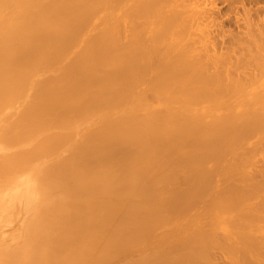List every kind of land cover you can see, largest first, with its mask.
Masks as SVG:
<instances>
[{
  "label": "bare ground",
  "instance_id": "6f19581e",
  "mask_svg": "<svg viewBox=\"0 0 264 264\" xmlns=\"http://www.w3.org/2000/svg\"><path fill=\"white\" fill-rule=\"evenodd\" d=\"M212 1L0 0V112L18 108L0 123V182L30 178L0 206L33 214L20 264H214L215 228L180 236L174 221L203 195L215 227L212 211L255 207L218 238L264 264V0ZM184 17L205 31L185 34Z\"/></svg>",
  "mask_w": 264,
  "mask_h": 264
},
{
  "label": "rangeland",
  "instance_id": "374dc122",
  "mask_svg": "<svg viewBox=\"0 0 264 264\" xmlns=\"http://www.w3.org/2000/svg\"><path fill=\"white\" fill-rule=\"evenodd\" d=\"M208 1H211V0H208ZM214 1V2H213ZM212 2L213 3H215V5L217 4L218 5V3L220 2V0H219V2H218V0H213ZM215 1H217V2H215ZM220 4H222V6H223V3H221L220 2ZM214 4H213V6H215ZM219 6H221V5H218V7ZM103 14L104 13H98V15H99V18L100 17H102L103 16ZM97 18V17H96ZM94 18V22L93 21H90V24H89V28H88V34H86V35H89V33H92V32H95V30H97V28H98V20H99V18ZM198 21H200V20H198ZM97 22V23H96ZM196 22H197V20H196ZM94 23H96V24H94ZM182 23H183V25H181V29H183L184 30V33L185 34H190V33H192V32H197L196 34H195V36L197 35V34H199L198 32H201L200 30L201 29H203L202 31H205V28H204V26L203 25H196L193 21H191L189 18H185L184 17V20L182 21ZM94 24V25H93ZM226 24V23H225ZM97 26V27H93V26ZM198 26V27H197ZM90 27H92V28H90ZM199 28H201V29H199ZM93 30V31H92ZM127 31H125V33H126ZM129 32V31H128ZM127 32V33H128ZM124 33V34H125ZM92 35V34H91ZM122 36H123V34H122ZM125 37H127V36H125ZM124 39V38H123ZM122 39V40H123ZM204 41V40H203ZM203 41H201V42H203ZM200 41H199V43H201ZM208 42V41H207ZM207 42H206V40H205V43L204 44H202V45H207ZM199 43H197V44H199ZM209 43V42H208ZM196 44V45H197ZM201 45V44H200ZM199 45V46H200ZM201 45V46H202ZM68 57H70L69 55L67 56V58ZM66 58V60H68ZM65 59H64V61H66ZM59 67V66H58ZM58 67H57V69H56V67L53 69L52 68V70H46V71H43L42 72V74H37L36 76H37V79H43L44 78V75H43V73L45 74V75H50V74H55L56 75V71L55 70H57V71H59L58 70ZM53 70H54V73H52L53 72ZM60 72V71H59ZM58 74V73H57ZM40 77H39V76ZM47 75V76H48ZM35 76V77H36ZM39 77V78H38ZM27 91V90H26ZM146 91H151V90H146ZM149 93H151V92H149ZM148 93V94H149ZM144 94H145V96L147 95V92L145 93L144 92ZM150 95V94H149ZM151 96H152V93H151ZM147 97V96H146ZM149 98H150V96H148ZM148 98V99H149ZM152 100V104L154 105H156V100L154 101V99H153V97L151 98ZM149 101V100H148ZM155 102V103H154ZM7 103V102H6ZM10 103V104H9ZM149 103H150V101H149ZM8 104H9V106H8V109H7V112L8 113H10V117H6L5 115L6 114H8L7 112L5 113L4 111H2V112H0V123L4 120V117L5 118H7L6 120H7V122H12L13 120L15 121V117H16V115H15V113H16V111L18 110V108H16V106L14 105V104H17L16 102H9L8 101ZM13 104V105H12ZM207 103L205 102H203L202 104H200L199 105V108H200V106H204V105H206ZM195 107H198V106H195ZM11 109V110H10ZM12 109H14V110H12ZM6 110V109H5ZM11 111V112H10ZM13 111V112H12ZM9 115V114H8ZM7 115V116H8ZM15 115V116H14ZM14 118V119H13ZM13 121V122H14ZM5 123V122H4ZM3 124V123H2ZM1 126V125H0ZM6 150V152H12V150H7V149H5ZM259 163V165H261V162H258ZM206 165H207V167L206 168H208V162L206 163ZM182 167H186V166H180V168H179V165H178V169L180 170V169H182V170H180V172L182 173V175H183V170L184 171H186L187 170V168H182ZM179 172V173H180ZM181 173H180V176H181ZM29 173L28 172H25V173H23L22 174V176H20L19 177V180L15 177V176H13V173H8L7 174V178H6V181L4 182H0V192H1V194H10V193H12L13 191H15V190H19V189H22L23 188V186L26 184V182H28V181H30V178H29ZM179 174L177 173V176H178ZM28 177V178H27ZM178 178V177H177ZM180 178H181V181H179L180 180ZM219 178V177H218ZM216 176H214L212 179L214 180V179H216V182H215V180L214 181H211L212 183H211V185H214L215 187L214 188H212V190L213 191H216V190H218V187L220 188L219 189V191L222 189V191H224L225 193H226V191H227V194L226 195H229L230 193H232V191L231 190H233L234 189V186H232L231 187V185H232V183H230L229 185L230 186H228V181L229 180H226L227 181V183H226V181L223 183V185L222 186H220V182H223L224 181V179H222L221 178V180L220 179H218ZM16 179H17V181H16ZM28 179V180H27ZM211 179V180H212ZM27 180V181H26ZM219 180V181H218ZM178 181V183L180 182V184H181V186H182V184L184 185L185 183H182V176L181 177H179V179L177 180ZM177 181L175 180V182H176V184H177ZM175 182H174V186L176 185L175 184ZM219 183V185H218V183ZM230 182V181H229ZM234 182H235V180H234ZM233 182V183H234ZM249 182V181H248ZM248 182H246L245 181V183H244V181H243V183L245 184V186H252V182H249L250 184H246V183H248ZM217 183V184H216ZM243 183H241V182H238V185L240 184V185H243ZM180 184H179V187H180ZM234 184H237V183H234ZM186 185V184H185ZM184 185V186H185ZM217 185V186H216ZM170 186V185H169ZM178 185H176L175 186V188L177 187ZM183 186V187H184ZM224 186H225V188H224ZM228 186V187H227ZM237 186V185H236ZM244 186V185H243ZM182 187V188H183ZM212 187V186H211ZM217 187V188H216ZM239 187V186H238ZM185 188V187H184ZM251 188V187H250ZM169 188H167V190H168ZM226 190V191H225ZM221 191V193H224V192H222ZM218 192V191H217ZM167 193H168V191H167ZM220 193V194H221ZM230 196V195H229ZM203 197V198H202ZM201 198H200V202L198 203V201L199 200H197V207H196V209H195V205L193 206V208H191V211H189V209H186L187 211H189V215H188V213H187V211H186V213L184 214V212L185 211H183L182 212V215L183 216H181V217H179V218H177L176 220H174V221H176V224L178 225V226H180L179 227V229H178V231H180V233L178 232V234L181 236L184 232H187V230H191V228H192V230H194V227H195V229L196 228H198V226H199V229L198 230H200V231H203V232H208L207 230H206V228H209V227H211L212 226V228L214 227L215 228V232H217V234L215 233V232H213V233H215V236L217 235V239H218V242L220 243V242H222V243H220V244H215L216 246H215V248H212V247H214V246H212L211 248L213 249V251L211 250V248H210V250H211V252L213 253H210V254H212L211 255V259H212V261H213V263L214 264H237V262H238V264H240L239 262H240V259L238 260V258H236V257H234L235 255H237L236 253H233L232 251H229V253L225 250V244H227V243H229V242H232L233 240V237L232 238H230L231 236H228L231 232H233L234 234H232V236L234 235V237H235V234L236 233H238V232H240V230H241V228L242 227H244L245 226V224L247 223V220H250V219H248V218H246V215L245 214H247V217L249 216V214L248 213H250V214H253V213H251V212H249L248 210L250 209L251 211L253 210H255V207H254V209H252V208H248V210H246V211H248V213L245 211V214H243V211L244 210H242V209H244V208H242L241 209V211H242V214H243V216L247 219H245L244 217V220H246V222L243 220L242 221V214L240 213V214H238L237 213V209H235V210H232V211H229V212H221V214H219V210H214V211H212V213L214 214V215H216L217 216V211H218V217H216V218H214V220L216 219V222L215 223H217L218 224V222H219V224H218V226L216 225V227H215V225L213 226V225H211L212 223H211V221H210V224L208 223V221L210 220L209 218L208 219H204L205 218V216H207L208 215V217H209V215L210 214H207V212L208 211H210L211 212V210H208V209H206V214L207 215H203V214H205V212H202V213H200V211L199 210H201L202 208L200 207L201 205H202V207L203 208H205L206 207V205L207 204H205V205H203L201 202H203L204 201V199L205 198H208L209 197V195H207V196H205L204 197V195L202 196ZM254 198H252L251 200H253ZM256 199V198H255ZM5 200H7L6 199V197H5ZM203 200V201H202ZM210 200V199H209ZM208 199L207 200H205L204 202H208L209 201ZM257 200V199H256ZM15 202V203H14ZM253 202H254V204H255V202L256 201H254L253 200ZM65 204V202H63V201H61V203H60V205H64ZM210 203V202H209ZM18 206H17V205ZM194 204H196V203H194ZM60 205H58V206H60ZM256 205V204H255ZM16 206V207H15ZM1 207V206H0ZM15 207V208H14ZM27 207H30V208H32V206H31V204L29 205L28 204V200H26V201H19V200H17L16 201V199L13 201V202H6V203H3V207H1L0 208V262L1 261H3L2 263H0V264H20V262H21V258H22V255H21V253H20V255H19V253H17V251L20 249V247L22 246V244L23 243H25L27 240H26V236H27V234H28V232H26V225L28 226V224H30L31 223V221H32V217H33V214L32 213H28V211L26 210V208ZM56 207V206H55ZM62 207H64V206H62ZM243 207H245V206H243ZM54 208V207H53ZM61 208V207H60ZM199 208V209H198ZM246 208V207H245ZM15 209V210H14ZM17 209V210H16ZM58 209H59V207H58ZM204 210V209H203ZM238 210H240V208L238 209ZM14 211V212H13ZM55 211H57V209H55ZM205 211V210H204ZM215 211H216V213H215ZM235 211V212H234ZM259 211V210H258ZM13 212V213H12ZM54 212V210L52 211V212H50L51 214ZM196 212H199L201 215H196L197 213ZM240 212V211H239ZM262 212V211H261ZM50 213H48L47 214V216H49V217H53L54 215H55V213L56 212H54L53 214L54 215H52V216H50ZM193 213H196L195 214V216L194 217H192V218H188V217H186V216H190L191 214H193ZM209 213V212H208ZM255 213L257 214V209H256V211H255ZM259 213H260V211H259ZM57 214V213H56ZM237 214V215H236ZM264 215V213H260V215ZM26 215V216H25ZM30 215L32 216V217H30ZM212 215V214H211ZM259 215V214H258ZM261 215V216H262ZM13 216V218L14 219H12L11 217ZM55 216H57V215H55ZM200 217V218H197V217ZM204 217L203 219H201V217ZM227 216V217H226ZM228 216L230 217L229 219H228ZM239 216L241 217V218H239ZM211 217V216H210ZM215 217V216H214ZM224 217V218H223ZM226 217V218H225ZM31 220H30V219ZM184 218V219H183ZM186 218V219H185ZM187 218H188V220H187ZM207 218V217H206ZM29 221H28V220ZM35 219L36 220H34V222L36 223V221H38V218L35 216ZM41 219V218H40ZM180 219V220H179ZM200 219L202 220L200 223L202 224L201 226H202V228H200L201 226H200V223H198L199 221H200ZM223 219V220H222ZM225 219H226V221H225ZM228 219V220H227ZM237 219V220H236ZM262 219H264V217H262ZM182 220V221H181ZM192 220V221H191ZM197 222V223H195L194 224V222L195 221ZM212 220V219H211ZM230 220V221H229ZM16 221V222H15ZM183 221H186L185 223L183 222ZM194 221V222H193ZM205 221V222H204ZM222 221V222H221ZM224 221V222H223ZM258 221V220H257ZM256 221V222H257ZM28 222V223H27ZM232 222V223H231ZM237 223V225H236V223ZM239 222H241V223H239ZM250 222V221H249ZM247 223V224H250V223ZM252 222V221H251ZM255 222V220H254V222L253 223H256ZM258 222H260L261 224H260V226H262V224H264V221H262L261 222V220L260 221H258ZM258 222H257V224H255V225H258ZM26 223V224H25ZM181 223V224H180ZM184 223V224H183ZM189 223H190V226H189ZM214 222H213V224H215ZM224 223V224H223ZM243 223H244V225H243ZM253 223H251V224H253ZM13 224V225H12ZM22 224H24L23 225V227H22ZM185 224H186V226H185ZM193 224H194V226H193ZM228 224V225H227ZM8 225L10 226L11 225V227H8ZM184 225V226H183ZM234 225V226H233ZM236 225V226H235ZM243 225V226H242ZM254 225V224H253ZM16 226H18V227H16ZM183 226V227H182ZM187 226H188V228H187ZM203 226H209V227H206V228H204L203 229ZM231 226H233V227H231ZM8 227V228H7ZM25 230H23L22 228ZM182 227V228H181ZM230 227V228H229ZM6 228V229H5ZM12 228H14V230L12 229ZM190 228V229H189ZM213 228V229H214ZM233 228V229H232ZM245 228V227H244ZM10 229H12L11 231H10ZM21 229V230H20ZM203 229V230H202ZM213 229H211V230H213ZM219 229V230H218ZM237 229L239 230V231H237ZM243 229V228H242ZM182 230H184L183 232H182ZM205 230V231H204ZM218 230V231H217ZM232 230V231H231ZM245 230V229H244ZM24 231V232H23ZM214 231V230H213ZM229 231V232H228ZM24 233V235H23V233ZM236 232V233H235ZM8 233V234H7ZM223 233H228L226 236L227 237H229V239L228 238H226V236H224L225 234H223ZM7 234V235H6ZM185 234V233H184ZM257 234V233H256ZM18 235V236H17ZM219 235V236H218ZM221 235L225 238V240H226V242L229 240V242H227V243H225V241H223L224 239H223V237H221ZM15 236V237H14ZM156 237L157 236H155V235H151L149 238H148V240L143 244L142 243V245L141 246H143V249H145L146 248V250H152V249H150V246H151V248H153L154 247V245H155V240H156ZM218 237H220V238H222L223 240L221 241V239H219ZM19 238V239H18ZM22 240V241H21ZM230 240H232V241H230ZM152 241H154V245H153V243H152ZM217 242V241H216ZM217 242V243H218ZM14 243H16V244H14ZM225 243V244H224ZM9 244V245H8ZM152 244V245H151ZM222 244V246L224 247V248H222V246H220ZM8 246H9V248H8ZM11 246V247H10ZM217 246H219V247H217ZM148 248V249H147ZM220 248H222V249H220ZM42 248H40V250H41ZM224 249V250H223ZM210 250L208 251V253L210 252ZM216 251V252H215ZM18 256H17V255ZM210 254H209V256H210ZM235 254V255H234ZM16 255V256H15ZM234 255V256H233ZM14 256V257H13ZM137 256V255H136ZM17 257V258H16ZM19 257V258H18ZM14 258V259H13ZM236 260H235V259ZM13 260V261H12ZM14 260H16L15 262H14ZM238 260V261H237ZM13 263H12V262ZM234 261V262H233ZM122 262V261H121ZM107 264H115V262H109V263H107ZM121 264H124V263H121Z\"/></svg>",
  "mask_w": 264,
  "mask_h": 264
}]
</instances>
